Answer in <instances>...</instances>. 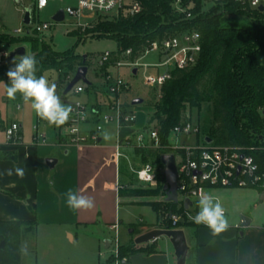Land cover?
Returning a JSON list of instances; mask_svg holds the SVG:
<instances>
[{
	"label": "trees",
	"instance_id": "trees-1",
	"mask_svg": "<svg viewBox=\"0 0 264 264\" xmlns=\"http://www.w3.org/2000/svg\"><path fill=\"white\" fill-rule=\"evenodd\" d=\"M138 1L143 5L140 13L133 16L121 13L113 19L98 17L92 32L97 38L115 40L120 52L131 49L132 59L154 41L161 42L191 30L201 33L202 49L197 63L187 69L173 71L172 78L161 86V99L148 104L155 109L151 116L152 127L158 129L160 148L165 145L168 148L154 154L144 149H134L135 156L142 163L156 160L162 166V155L175 153L169 147V135L173 128L182 123L186 112L191 115L192 110L197 109L200 143H206L205 139L208 138L212 140V145L238 147L253 157L258 171L264 174V11L238 0H222L208 10L203 9L202 0H182L186 12L177 11L174 0ZM190 3H194L192 9L187 8ZM34 11L35 6H32V23ZM187 12L191 13L190 17H187ZM3 37L0 36V44L3 43ZM78 40H81L80 36ZM28 41L30 49L26 54L34 55L39 62L38 77L46 71L56 70L69 84L71 71L75 73L79 66L87 65V60L84 61L80 55L57 52L51 41L39 37ZM19 58L6 59L0 63V82L8 83L6 73L13 66L12 61L15 59L18 62ZM99 92L105 97L103 104L97 100ZM82 94L87 95V106L98 112H102L110 102L109 92L96 91L92 83L85 85ZM67 95H62L61 101ZM90 97H93L91 104L88 101ZM99 120L98 116L92 118L93 122ZM0 123H3L1 115ZM55 127L59 129L62 125ZM135 133V129L127 127L121 131L123 139ZM17 158L15 150L0 152V160L16 161ZM163 180L160 177L156 188L138 189L130 185L123 187L120 192L129 197L162 194L161 201L143 204L151 206L158 213L162 212V215L164 212L182 214L184 207L165 200ZM249 188L264 192L260 186ZM26 224L27 221L23 220H0V264H21L22 240L33 233L36 227L35 222L32 231L24 227ZM191 226L199 225L185 220L175 225L170 220L158 223L159 228L169 229ZM134 232L138 235L142 231L137 225ZM157 251L154 244H120L118 255L123 259L136 253L149 255ZM114 256L111 255L105 264L114 263Z\"/></svg>",
	"mask_w": 264,
	"mask_h": 264
},
{
	"label": "rangeland",
	"instance_id": "rangeland-1",
	"mask_svg": "<svg viewBox=\"0 0 264 264\" xmlns=\"http://www.w3.org/2000/svg\"><path fill=\"white\" fill-rule=\"evenodd\" d=\"M75 4L76 0H50L45 8L37 9L36 0H0V36H4L2 38L3 49L9 53L16 47L25 46L28 53L30 49L28 40L39 37L46 41H51L53 48L57 52H73L82 57L87 56L86 60L89 69L87 79L93 84L96 91L107 90L105 81L106 73L113 80L119 76L128 82L129 88L124 90L122 95L124 94L125 98L122 96L121 100L136 114L134 129L138 132L148 131L152 128L153 120L151 116L155 111L148 104L157 103L161 99V87L151 88L145 86L141 81V74L132 76L131 68L129 67L118 68L114 65L102 66L100 64L101 57L105 51L117 52V43L113 39L97 38L94 32H92L98 17H101V19H113L121 13L118 15L109 13L100 16L91 14V20L80 18L75 14L66 13L63 21L57 22L52 19L59 10L66 11L67 7L74 6ZM213 5L212 0H202L204 10L210 9ZM32 6H35L33 14L34 23L30 26H25L23 23L25 9ZM79 23H81L80 27L78 26ZM46 24L49 25L48 28H45ZM37 26L42 29V32L36 30ZM17 29H21V32L16 33L15 30ZM77 34L81 37V40H78ZM142 53H139L135 58L142 56ZM157 61L158 57L156 53H150L140 59V62L143 64ZM70 75L71 79L75 73L71 71ZM43 76L50 84H55L56 93L61 97L68 84V81L66 82L64 80L63 75L56 70H52L44 72ZM5 85L6 83L0 82V115L3 120V123H0V144L6 142V134L2 125L9 127L14 122L19 125L21 124L20 129L23 140L31 141L33 140L35 113L30 103H24L19 94H17L15 100L8 99L9 101H7L8 97L6 95ZM86 97V94L77 96L71 92L67 95L66 99L68 102L77 99L84 101ZM138 97L143 98L144 102L142 104L132 105L133 99ZM110 98L112 97L110 96ZM97 100L102 104L104 103L105 97L101 92L97 94ZM88 101L91 104L93 97L88 98ZM18 105L21 106L20 110L17 109ZM108 113V109L104 108L100 118V124L104 127L101 133L102 144L114 147L117 140V128L114 122L106 123L104 121V116ZM187 120L192 121L194 129L199 126L200 122L197 109H193L191 115H189V112L185 113L182 122ZM169 142V147L180 144L195 148L200 145L196 132H193L190 136H178L171 133L169 135ZM160 147L161 144L157 150H144L154 154L168 148L166 145L163 148ZM3 151L6 150L0 148V152ZM123 152L125 155L120 158L122 183H127L128 178L132 177L131 184L129 183V185L138 189H148L149 187L141 184L135 177L133 179L130 164L140 163V160L135 156L134 150L125 149ZM213 193L219 198L228 216L233 218L234 222L241 224V217L243 215H251L256 222L262 225L264 224V192L256 188H218ZM162 199V194L158 196L136 197H129L125 194L121 195L120 217L124 225L119 232V239L122 246L134 243L135 237L137 236L134 232L137 224H147L156 221L157 215L153 211V208L143 203L157 202ZM35 222V220L27 221L24 227L32 229L33 231ZM131 229H133L132 233H130ZM184 231L190 239L188 227ZM53 232L54 236L51 237L50 233L41 227L37 232L25 236L22 240L23 253L21 256V264H103L105 261L104 257H107L108 254L109 257L114 254L113 251L106 253L105 244L101 240L102 233L99 228L80 227L72 229L76 238L75 241H72L68 234L63 231L56 230ZM108 234L111 238L115 237V233ZM96 239L98 242H96ZM169 241L168 237L161 236L157 239V245L165 248V245L170 243ZM99 248L101 253H99ZM100 254H102V257H100ZM117 260L121 263L122 261H126V258L121 259L119 255H115L114 261L116 262Z\"/></svg>",
	"mask_w": 264,
	"mask_h": 264
},
{
	"label": "crops",
	"instance_id": "crops-1",
	"mask_svg": "<svg viewBox=\"0 0 264 264\" xmlns=\"http://www.w3.org/2000/svg\"><path fill=\"white\" fill-rule=\"evenodd\" d=\"M3 53L8 55L3 44H0V57ZM122 96L125 98L124 94ZM62 102L68 103L67 99ZM18 106L20 110L21 106ZM37 121L38 116L35 114L34 125ZM39 124L40 130L48 136L46 143L36 142L34 138L31 141L21 138L16 144L8 143L7 140L0 144V148L15 150L18 155L16 161L0 160V220H35L34 233L42 227L52 237L53 231L59 230L67 233L72 241L76 239L72 232L74 228H99L106 253H111L114 238L108 233H115L116 229L119 233L124 225L120 217V190L129 187L132 179L128 178L127 183H122L120 159L115 158V146L103 145L101 135L97 144L90 142L77 146L64 137L63 125L57 129L43 119ZM7 128L4 126L3 129L6 131ZM48 158L56 159L57 163L49 167L45 163ZM15 167L25 169L22 179L15 173L11 176L5 174L6 169ZM69 189L92 197L95 206L90 210L70 209L65 196ZM214 190L211 191L213 196ZM153 211L157 215L155 222L137 224L141 234L158 228V223L163 220L161 213ZM247 217L250 223L243 227L242 221L241 224L234 222L226 212L229 226L218 235H213L204 225L188 227L190 239L185 232L189 246L186 264H264V224L256 222L251 215ZM148 244H154L158 251L149 255L136 253L126 258V261L112 264H176L171 242L165 248L158 246L157 240ZM108 258L109 254L104 257L103 264Z\"/></svg>",
	"mask_w": 264,
	"mask_h": 264
},
{
	"label": "built area",
	"instance_id": "built-area-1",
	"mask_svg": "<svg viewBox=\"0 0 264 264\" xmlns=\"http://www.w3.org/2000/svg\"><path fill=\"white\" fill-rule=\"evenodd\" d=\"M50 0H36L37 9L45 8ZM218 3L222 0H212ZM248 4L251 8L259 9L264 6V0H238ZM177 11L186 12L182 6V0H174ZM191 5V3H190ZM190 5L187 7L190 8ZM143 9V5L138 0H76L74 6L67 7L66 13L78 15L80 18L91 20V14L103 15L114 13H127L136 15ZM191 13L187 12V17ZM81 26V23L78 24ZM49 25L46 24L45 28ZM86 27V26H85ZM36 30L42 32L37 26ZM16 33L21 29L15 30ZM202 37L198 30H191L170 36L167 39L154 41L144 50L142 56L132 59V50L127 49L123 52L105 51L101 57L102 66L114 65L116 67L131 68V75L141 74V81L148 87H161L166 81L172 78L173 71L183 70L192 67L197 63L202 49ZM150 53H156L157 62L141 63L140 59ZM7 54L3 53L0 57V63L5 62ZM113 62V64H111ZM74 77V76H73ZM105 81L107 90L112 98L106 105L109 113L104 116L106 123L114 122L117 128L115 158L119 160L124 156L125 149H157L161 142L157 128H150L146 132L136 131L135 135L122 138L123 128L134 129L136 114L130 110L128 105L123 103L121 95L124 90L129 88L128 82L119 76L113 78L106 73ZM85 84L79 82L76 84L72 93L80 95L84 92ZM73 108L69 120L63 125V135L70 143L74 145H83L85 143L97 144L100 141V135L104 127L99 122H92L93 116H102V112L90 109L86 101L74 100L67 103ZM20 108V106H18ZM40 120L34 125L33 138L36 142L46 143L48 136L40 130ZM16 122L12 123L5 131L8 143L16 144L20 141L21 129ZM193 132L199 133V126L194 129L191 120L182 122L173 128L172 134L190 136ZM175 151L176 164L178 169L177 193L178 207H184V212L176 214L164 212L163 220H170L175 225L181 220L192 222L191 216L195 215L198 209V199L201 193H210L218 188H264V174L258 171V165L252 156L245 153L242 149L232 146H217L207 143H200L195 148L186 145L177 144L172 147ZM163 164V163H162ZM131 173L143 185L156 188L159 185L160 177H163L165 183L164 165L160 166L156 160L146 163L130 164ZM122 188V187H118ZM164 197H166L164 195ZM215 197V196H214ZM190 200L191 205L186 208L185 201ZM226 215V211H225ZM113 253L117 256L119 251L120 239L116 229L115 237L112 240ZM119 261L117 260L116 263Z\"/></svg>",
	"mask_w": 264,
	"mask_h": 264
},
{
	"label": "clouds",
	"instance_id": "clouds-1",
	"mask_svg": "<svg viewBox=\"0 0 264 264\" xmlns=\"http://www.w3.org/2000/svg\"><path fill=\"white\" fill-rule=\"evenodd\" d=\"M38 61L34 55L24 54L17 62L12 61L6 73L8 83L5 85L6 95L9 100H15L19 94L24 103H30L35 114L48 121L50 125L57 127L64 125L70 118L73 108L64 104L56 93L55 84H50L43 76H37ZM15 175L23 178L25 169L15 167L6 169L5 174ZM66 203L70 209L90 210L94 204V199L81 195L77 191L69 189L66 193ZM198 211L190 219L196 225L207 226L213 233L218 235L227 230L229 224L225 215L222 203L210 193H201L198 199Z\"/></svg>",
	"mask_w": 264,
	"mask_h": 264
},
{
	"label": "water",
	"instance_id": "water-1",
	"mask_svg": "<svg viewBox=\"0 0 264 264\" xmlns=\"http://www.w3.org/2000/svg\"><path fill=\"white\" fill-rule=\"evenodd\" d=\"M194 7V3H191L190 9ZM259 10L261 12L264 11V6H260ZM64 11L59 10L54 16L53 20L60 22L64 20ZM23 23L25 26H30L32 24V7H28L25 9V14L23 18ZM25 46L16 47L14 50L8 53L7 59H12L15 57H21L22 55L26 54ZM87 56H84V61H86ZM88 73V66L81 65L76 70L74 77L70 80L69 84L67 85L65 91L63 92V96L67 95L71 92L73 87L78 84L79 82H83L85 84H90V81L87 79ZM144 102L143 98H135L132 101V105L142 104ZM206 143L210 144L212 140L205 139ZM161 161L164 165V177L165 183L163 185V190L165 191V200L167 202H174L177 203L178 201V193H177V180H178V169L176 164V158L174 154H163L161 157ZM45 163L49 167H53L54 164L57 163V160L54 158H48ZM54 163V164H53ZM191 205L190 200L185 201V207L188 208ZM242 226L247 227L250 223V218L247 216H242ZM133 232V229L130 231ZM161 236H166L169 238L170 242L172 243L177 262L176 264H186L187 260V253L189 250V246L186 239V234L184 229L177 228V229H169V228H153L147 232L139 234L135 237V244L142 245L149 242H153L160 238Z\"/></svg>",
	"mask_w": 264,
	"mask_h": 264
}]
</instances>
